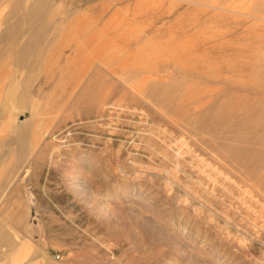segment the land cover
Segmentation results:
<instances>
[{
    "label": "rangeland",
    "instance_id": "obj_1",
    "mask_svg": "<svg viewBox=\"0 0 264 264\" xmlns=\"http://www.w3.org/2000/svg\"><path fill=\"white\" fill-rule=\"evenodd\" d=\"M14 1L8 15L0 0V32L19 31L0 41V262L264 264V7L48 0L30 20ZM50 13L69 21L42 27ZM36 28L29 72L14 56Z\"/></svg>",
    "mask_w": 264,
    "mask_h": 264
},
{
    "label": "bare ground",
    "instance_id": "obj_2",
    "mask_svg": "<svg viewBox=\"0 0 264 264\" xmlns=\"http://www.w3.org/2000/svg\"><path fill=\"white\" fill-rule=\"evenodd\" d=\"M5 2H8L7 5H8V15L10 14H13L16 9L18 8L19 6V3L17 1H14V2H10V0H3ZM22 1V0H20ZM201 2V1H200ZM252 4L251 6L249 7L250 10L252 11H259L261 10L263 7H264V0H251ZM22 3V2H21ZM25 4L27 5V18L30 19V20H33L37 17H40L41 14H43L42 11L48 9V0H32L31 2H29V0H25ZM195 4V3H194ZM6 6V4L4 5ZM210 6V5H209ZM213 5H211L212 7ZM24 7V6H23ZM24 7V8H26ZM216 8L219 7V6H215ZM51 9V8H49ZM209 10V9H208ZM226 10V9H225ZM42 12V13H41ZM52 12V11H51ZM48 13V12H47ZM53 13V12H52ZM52 13H50V16L49 15H46V16H42L41 19H42V22H41V26L42 27H46V26H49V25H52L54 28H57V29H60V27L62 25H64V23H66L68 20V17L69 15L66 14V16L62 19H59L57 22L54 21L53 23V20H52ZM49 14V13H48ZM7 15V16H8ZM64 16V15H63ZM10 17V16H9ZM56 18V17H55ZM54 18V19H55ZM10 19V18H9ZM78 19V18H77ZM247 19V18H246ZM88 20V19H87ZM96 21V20H95ZM9 22V21H8ZM13 23V22H12ZM2 24V23H1ZM23 24V23H22ZM71 24V23H70ZM20 25V24H19ZM17 25H12V26H9V27H6L4 28L1 32H0V41L2 40H7V48L9 49H12L11 45L13 44L14 41H16L18 39V37L16 36V33H18L19 31H17ZM64 27V26H62ZM66 27V26H65ZM88 28V27H87ZM26 29V28H25ZM63 29V28H62ZM98 29V28H97ZM19 30V29H18ZM24 30V29H23ZM40 28H36V29H33L30 33V36L29 38L24 42V44L17 50V53L16 55L14 56V61L15 63L17 64V66H19L20 68H23L26 66V63H25V59L28 57V54L32 48V44H33V41H34V37H37L39 32H40ZM56 33V31L54 32ZM61 33V31H60ZM86 34V33H85ZM95 34V33H94ZM91 35V34H90ZM96 35V34H95ZM25 36V35H24ZM258 36V35H257ZM89 37V36H88ZM100 37V36H99ZM259 37V36H258ZM257 37V38H258ZM94 38V37H93ZM245 38H246V35H245ZM100 39V38H99ZM136 39V38H135ZM253 39V38H252ZM95 40V39H94ZM251 40V39H250ZM88 41V40H87ZM92 41V40H91ZM246 41V39H245ZM256 41V40H255ZM260 41V40H259ZM263 41H264V37H263ZM100 42V41H99ZM90 43V42H89ZM105 43V42H104ZM106 44V43H105ZM19 45V44H18ZM259 48V47H258ZM93 49V48H92ZM260 49H264V45L263 47H261ZM252 50V49H251ZM255 50V49H254ZM99 51V50H98ZM104 51V50H103ZM259 53H256V55L260 58V61L262 64H264V52L263 51H257ZM97 53V52H95ZM101 53V51H100ZM66 55V54H65ZM102 55V53H101ZM106 55V54H105ZM108 56V55H107ZM107 56H105L107 58ZM71 57V56H69ZM100 57V55H99ZM34 58H37V57H34ZM112 58V57H111ZM28 60V59H27ZM106 60V59H105ZM224 60V59H223ZM12 61V59H11ZM64 62V61H63ZM218 62V61H217ZM133 63V62H132ZM93 64V63H92ZM216 64V63H215ZM120 65V64H119ZM209 66V65H208ZM219 66V65H218ZM26 67H29L28 71L30 72V65L29 66H26ZM57 68V72L54 73L51 71L48 72L47 74V77L46 78H51L52 76H54L55 74H58L60 77L63 73V66H56ZM219 68V67H218ZM19 70V69H18ZM21 71V70H20ZM87 71V70H86ZM178 71V70H176ZM213 72V71H212ZM224 72V71H223ZM216 73V72H215ZM220 73V72H219ZM227 76V75H226ZM59 77V80H62L61 78ZM28 73L24 76L23 78V81H22V86L25 87L27 81H28ZM86 82V81H85ZM236 82V81H235ZM87 83V82H86ZM180 84V83H179ZM178 84V85H179ZM182 85V84H181ZM239 86V85H238ZM164 87V86H163ZM146 88L150 91H156L157 89H165L166 87L162 88V86H160V84H156V83H149L148 85H146ZM171 88V86L169 87ZM21 89V88H20ZM243 89V88H242ZM260 92V91H259ZM151 93V92H150ZM165 95V93H164ZM69 96V95H68ZM85 97V95H84ZM166 97V96H165ZM86 108L87 105H89V101H87L86 103ZM141 115V114H140ZM205 118V117H204ZM203 118V119H204ZM203 128V127H202ZM55 137V136H54ZM263 140V139H262ZM262 142V141H261ZM4 153V152H3ZM51 154V153H50ZM49 154V155H50ZM57 154V153H56ZM6 158V157H4ZM1 160V159H0ZM4 161V159H3ZM260 162V161H259ZM4 163V162H3ZM2 162H0V170H3L5 171L7 169V165L3 164ZM245 165V163H243ZM252 165V164H250ZM242 167V166H241ZM261 170V169H260ZM260 173V172H259ZM254 187V186H253ZM0 246H9V240L6 236V234L4 233V230L3 228L0 226ZM0 264H7L6 262H0Z\"/></svg>",
    "mask_w": 264,
    "mask_h": 264
}]
</instances>
